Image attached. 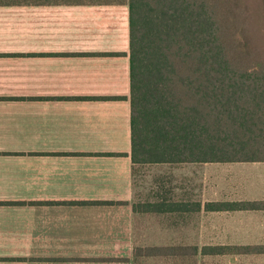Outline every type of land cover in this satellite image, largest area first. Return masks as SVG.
Listing matches in <instances>:
<instances>
[{"label": "crops", "instance_id": "1", "mask_svg": "<svg viewBox=\"0 0 264 264\" xmlns=\"http://www.w3.org/2000/svg\"><path fill=\"white\" fill-rule=\"evenodd\" d=\"M211 165L133 163L127 0H0V264H99L167 225L192 236L200 214L264 216L206 210L264 198L195 201ZM172 166L170 186L148 178ZM193 245L136 238L119 260L164 263L138 252Z\"/></svg>", "mask_w": 264, "mask_h": 264}, {"label": "trees", "instance_id": "2", "mask_svg": "<svg viewBox=\"0 0 264 264\" xmlns=\"http://www.w3.org/2000/svg\"><path fill=\"white\" fill-rule=\"evenodd\" d=\"M260 1L256 10L252 0H127L133 163H264V46L254 44L264 37ZM206 210H264V202ZM138 255L219 264L264 256V245L158 246Z\"/></svg>", "mask_w": 264, "mask_h": 264}, {"label": "rangeland", "instance_id": "3", "mask_svg": "<svg viewBox=\"0 0 264 264\" xmlns=\"http://www.w3.org/2000/svg\"><path fill=\"white\" fill-rule=\"evenodd\" d=\"M263 2L252 0V6L256 10L262 7ZM260 14V13H259ZM242 42L243 37L236 33V39ZM262 38L256 36L255 45L258 49L263 48ZM151 170L148 172V178L151 182L161 184V187L170 186L171 168ZM172 175V174H171ZM194 175H197L195 172ZM199 172L200 179L194 180L193 186L200 189L201 193L193 192L195 201L202 203L214 201H237L239 198L259 199L264 198V164H216L211 165L208 175L203 176ZM198 176V175H197ZM204 183H201V181ZM150 182V183H151ZM165 183V184H164ZM244 188V189H242ZM171 196V194H167ZM201 219L197 217L192 219L193 223L190 228L195 232L192 236H169V227H163L162 233H155L147 236H132V240L122 247L117 246L111 257L98 260L99 264H121L119 259H126L132 255L135 239L137 238L138 246L164 245L172 244L176 241L198 245H264V216L248 215L245 218L236 214H200ZM166 226V225H164ZM173 228V226H172ZM200 229V234L198 235ZM127 253V254H125ZM126 256V257H125ZM113 258L112 261L110 259ZM109 261V262H108ZM217 262V261H216ZM128 264V263H124ZM147 264H165L160 261H151ZM219 264H264V256H247L221 259Z\"/></svg>", "mask_w": 264, "mask_h": 264}]
</instances>
